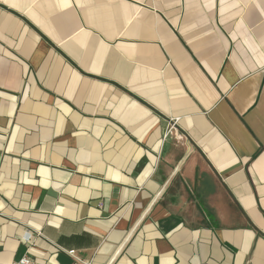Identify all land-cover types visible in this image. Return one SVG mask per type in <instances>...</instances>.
<instances>
[{"label": "crops", "instance_id": "obj_1", "mask_svg": "<svg viewBox=\"0 0 264 264\" xmlns=\"http://www.w3.org/2000/svg\"><path fill=\"white\" fill-rule=\"evenodd\" d=\"M24 255L264 264V0H0V264Z\"/></svg>", "mask_w": 264, "mask_h": 264}, {"label": "built area", "instance_id": "obj_2", "mask_svg": "<svg viewBox=\"0 0 264 264\" xmlns=\"http://www.w3.org/2000/svg\"><path fill=\"white\" fill-rule=\"evenodd\" d=\"M149 1H153V0H149ZM175 123H176V120H174L170 123V125L167 128L165 136H167V134H170L171 131H174V132L176 131ZM65 253L68 256L74 258L76 261H78V259L75 256L74 251H65ZM11 264H39V263L37 261H35L34 259L28 257L27 255H24L19 260L12 262ZM87 264H89V263H87Z\"/></svg>", "mask_w": 264, "mask_h": 264}]
</instances>
